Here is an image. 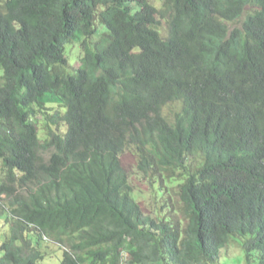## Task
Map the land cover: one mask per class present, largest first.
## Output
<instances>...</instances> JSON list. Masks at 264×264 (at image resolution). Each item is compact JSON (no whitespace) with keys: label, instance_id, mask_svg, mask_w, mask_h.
Segmentation results:
<instances>
[{"label":"trees","instance_id":"16d2710c","mask_svg":"<svg viewBox=\"0 0 264 264\" xmlns=\"http://www.w3.org/2000/svg\"><path fill=\"white\" fill-rule=\"evenodd\" d=\"M160 1L0 0V264H216L233 237L264 264V0Z\"/></svg>","mask_w":264,"mask_h":264},{"label":"rangeland","instance_id":"374dc122","mask_svg":"<svg viewBox=\"0 0 264 264\" xmlns=\"http://www.w3.org/2000/svg\"><path fill=\"white\" fill-rule=\"evenodd\" d=\"M158 9L161 7L160 0H150ZM248 7L245 8L246 14L250 11ZM161 34L165 37L167 33V24L161 22L159 26ZM77 53L68 52L67 56L69 57V62L67 68L64 70L65 75H72L75 73L77 68ZM54 106V105H50ZM179 104H169L163 111L162 115L167 119L168 122H172L173 114L178 111ZM120 160L124 166V169L127 173L129 182L132 186L133 193L131 194L132 199L141 207L142 212L145 216H149L155 220H160L162 218L167 219L169 212L172 210L170 203V191L160 190L157 182V177L154 178V182L145 179L143 175L137 170L138 158L133 148L127 149L123 155L120 157ZM201 165L200 157H190L187 162V166L190 171H195ZM167 187V186H165ZM171 202L173 205V211L179 213L180 203L178 198L174 193L171 196ZM166 207H162V206ZM173 213L170 214V216ZM166 217H162L165 216ZM7 230L3 228L1 232H6ZM241 240L239 238L233 237L230 243L221 250L219 260L216 264H244V254L240 248ZM41 252H43L45 258L40 264H59L61 258V250L48 242H43L41 245ZM255 264H258L256 261Z\"/></svg>","mask_w":264,"mask_h":264},{"label":"clouds","instance_id":"9594fccd","mask_svg":"<svg viewBox=\"0 0 264 264\" xmlns=\"http://www.w3.org/2000/svg\"><path fill=\"white\" fill-rule=\"evenodd\" d=\"M3 198H4V196H3Z\"/></svg>","mask_w":264,"mask_h":264}]
</instances>
